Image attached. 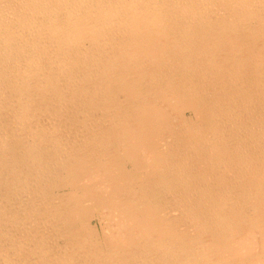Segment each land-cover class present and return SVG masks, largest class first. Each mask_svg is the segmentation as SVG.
Returning a JSON list of instances; mask_svg holds the SVG:
<instances>
[{"label": "bare ground", "instance_id": "1", "mask_svg": "<svg viewBox=\"0 0 264 264\" xmlns=\"http://www.w3.org/2000/svg\"><path fill=\"white\" fill-rule=\"evenodd\" d=\"M0 264H264V0H0Z\"/></svg>", "mask_w": 264, "mask_h": 264}]
</instances>
